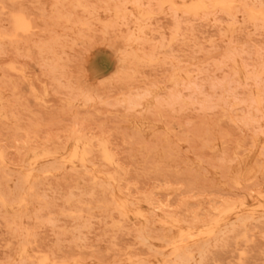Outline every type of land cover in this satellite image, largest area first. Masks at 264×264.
Segmentation results:
<instances>
[{
    "label": "rangeland",
    "instance_id": "1",
    "mask_svg": "<svg viewBox=\"0 0 264 264\" xmlns=\"http://www.w3.org/2000/svg\"><path fill=\"white\" fill-rule=\"evenodd\" d=\"M0 33V264H264V0H0Z\"/></svg>",
    "mask_w": 264,
    "mask_h": 264
},
{
    "label": "bare ground",
    "instance_id": "2",
    "mask_svg": "<svg viewBox=\"0 0 264 264\" xmlns=\"http://www.w3.org/2000/svg\"><path fill=\"white\" fill-rule=\"evenodd\" d=\"M215 2H216V1H215ZM215 2H214V3H215ZM212 3H213V2H212ZM193 4H194V3L192 2L191 5H193ZM199 4H201V3H199ZM225 4H226V3H225ZM232 5H233V4H232ZM202 6H203V5H202ZM180 7H181V6H180ZM198 8H199V7H198ZM199 9L201 10V8H199ZM204 9H205V8H204ZM202 10H203V9H202ZM257 13H258V12H257ZM15 16L17 17V15H15ZM12 18H13V17H12ZM16 22H17V21H16ZM14 23H15V20H14ZM14 25H16V24H14ZM0 34H1V33H0ZM1 36H3V35L1 34ZM240 75H241V74H240ZM0 109H1V108H0ZM78 142H79V141H78ZM76 143H77V142H76ZM254 144H255V143H254ZM74 145H75V143H74ZM77 146H78V145H77ZM87 148H88V147H87ZM79 149H80V148H79ZM90 150H91V149H90ZM77 151H78V150H77ZM87 151H88V149H87ZM87 151H86V152H87ZM78 152H79V151H78ZM50 153H51V152H50ZM83 154H84V153H83ZM90 154H91V153H90ZM58 156H59V155H58ZM35 157H36V156H35ZM46 157H49V156L46 155ZM52 157H53V156H52ZM52 157H49V158H52ZM73 157H74L73 154L70 155V158H71V159H72ZM75 157H76V154H75ZM43 158H44V157H43ZM43 158H41V159H43ZM53 158H54V157H53ZM44 159H45V158H44ZM67 159H68V158H67ZM74 159H75V158H74ZM74 159H73V160H74ZM76 159H77V157H76ZM34 160L36 161V159H34ZM73 160H72V162H73ZM88 160H89V159H88ZM78 161H79V160H78ZM80 161H81V160H80ZM54 162H55V161H54ZM88 162H89V161H88ZM37 163H38V162H37ZM60 163H61V162H60ZM70 163H71V162H70ZM35 164H36V163H35ZM68 164H69V163H68ZM91 164H92V163H91ZM73 165H74V164H73ZM35 166H36V165H35ZM82 166H83V165H82ZM29 175H30V174H29ZM33 175H34V174H33ZM28 177H31V175L28 176V174H27V178H28ZM90 177H91V176H90ZM28 179H29V178H28ZM28 179L26 180L27 182L29 181ZM31 181H32V179H31ZM94 181H96V180H94ZM24 182H25V181H24ZM30 183H31V182L29 181V184H30ZM96 184H97V183H96ZM23 185H24V184H23ZM23 187H24V186H23ZM30 190H31V189H30ZM7 191H8V190H7ZM23 196H24V195H23ZM23 196H22V197H23ZM2 197H4V196H2ZM0 201H1V199H0ZM23 201H24V200H23ZM7 203H8V202H7ZM4 204H5V203H4ZM4 204H3V205H4ZM19 205H20V206H19ZM19 205H18V207H21V204H19ZM123 205H124V203H123ZM14 212H15V211H14ZM133 212H134V211H133ZM231 212H233V211H231ZM136 213H137V211H136ZM136 213H134V214L136 215ZM229 213H230V212H229ZM135 215H134V216H135ZM137 215H138V214H137ZM129 216H130V215H129ZM138 216H139V215H138ZM138 216H137V217H138ZM141 216H142V215H141ZM141 216H140V217H141ZM235 216H236V215H235ZM17 217H18V216H17ZM215 222H216V221H215ZM217 222L219 223V221H217ZM218 223H217V226L219 225ZM209 226H210V225H209ZM211 226H212V225H211ZM212 227H213V226H212ZM214 227H215V226H214ZM177 228H178V227H177ZM178 230H179V229H178ZM180 230H181V229H180ZM212 230H213V229H212ZM212 230H209V233H211ZM181 231H182V230H181ZM213 232H214V231H213ZM213 232H212V233H213ZM178 233H179V232H178ZM183 233H184V232L182 231L181 234H183ZM186 233H187V232H185L184 234H186ZM206 233H207V231H206ZM184 234H183V237H184ZM209 235H210V234H209ZM211 235H212V234H211ZM198 236H199V235H198ZM207 236H208V235H207ZM179 237H180V234H179ZM195 238H196V237H195ZM178 239H179V238H178ZM180 240H181V239H180ZM185 241H186V239H185ZM185 241H184V242H185ZM173 242H174V241H173ZM180 243H182V241H181ZM180 243H179V244H180ZM166 244H167V243H166ZM171 245H172V244H171ZM173 246H174V245H173ZM28 249H29V248H28ZM173 249H174V247H173ZM178 249H180V248H178ZM170 251H171V249H170ZM177 251H178V250H177ZM185 251H186V250H185ZM173 253H174V250H173ZM175 254H177V253L175 252ZM176 258H177V257H176ZM187 261H188V260H187ZM181 262H182V261H181Z\"/></svg>",
    "mask_w": 264,
    "mask_h": 264
}]
</instances>
